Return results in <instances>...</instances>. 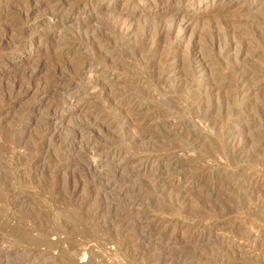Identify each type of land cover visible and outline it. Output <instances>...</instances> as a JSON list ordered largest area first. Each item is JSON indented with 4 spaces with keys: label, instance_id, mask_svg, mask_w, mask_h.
Wrapping results in <instances>:
<instances>
[{
    "label": "rangeland",
    "instance_id": "obj_1",
    "mask_svg": "<svg viewBox=\"0 0 264 264\" xmlns=\"http://www.w3.org/2000/svg\"><path fill=\"white\" fill-rule=\"evenodd\" d=\"M127 1V14L137 17L175 6L183 37L176 48L163 42L143 66L131 32L114 58L135 71L120 72L102 67L88 33L103 27L104 7L123 9L126 0H69L66 10L76 2L80 10L65 22L52 13L61 1L0 0V264H264V76L212 93V83L238 75L214 78L215 52L205 56L207 69L200 61L208 18L229 10L237 28L258 23L264 32V0ZM19 11L20 23L13 18ZM255 42L257 59L234 48L229 66L263 72L256 63L264 37ZM166 48L173 54L168 85H154L141 74ZM191 69L193 96L214 94L209 114L183 100L182 73ZM224 114V137L244 143L233 157L220 131L209 128ZM217 205L220 212L211 213ZM43 229L49 233L40 242L34 237Z\"/></svg>",
    "mask_w": 264,
    "mask_h": 264
},
{
    "label": "bare ground",
    "instance_id": "obj_2",
    "mask_svg": "<svg viewBox=\"0 0 264 264\" xmlns=\"http://www.w3.org/2000/svg\"><path fill=\"white\" fill-rule=\"evenodd\" d=\"M54 1L55 2L56 1L60 2L61 1L62 5H63L62 7H58L55 11H52V13L56 14L57 16H59L61 18L59 22H61V20H64L62 22H65L68 19H71V21L73 19H75V15L74 14L80 10V4L79 3H77V2L73 3V4L71 3L72 6H71V8L69 10H66L64 8V5H66L69 2V0H45V4H49L50 2H54ZM164 1H170V0H164ZM127 2L128 1L126 0V3ZM126 3H125V5H126ZM158 3H160V1H158ZM162 3H163V1H162ZM135 4H137V1H136ZM155 6H157V5H155ZM129 8H130V3L129 2L127 3L125 8H123V9H117L116 10V7H111V8L104 7L103 10H102V15H103V21H102L103 24L102 25H103V27H101L100 31L96 35H89V33H88L89 40L90 39H94L93 41H97L98 42V48H99L100 56H101L100 64L103 63L102 67H104V68L106 67L107 71H108V69H111L112 71H120V72L122 71V72H124L128 68L130 70L132 69L131 66H133L134 64H127V63H124L125 61L117 60L116 57L114 58V56L122 54V52L125 50V49L123 50L124 43L121 41L122 40L121 38L124 39V37H127V36L129 38V36H131V32H132V34L133 33L135 35L137 34V37L139 38L138 42H137L138 39L136 40V39L133 38L134 40H136L135 42L138 43V44L136 43L137 47L135 48V50H133V52H134V55H135L134 58L138 59V61H136V62L139 63V61H140V65H141V61L142 62L145 61L147 55L150 56V54L151 55L153 54V56H154V53H156V51L159 50L158 49L159 46L161 44H164L163 42L169 40V42H171V44L173 45V48H176V47H178L177 46L178 40L180 39V37H183V33H181L180 29H179V27L181 25L182 18H179L180 15H179L178 10H176L177 8L175 9V6L170 5V6L166 7L167 9H165L164 11L163 10L161 11V9H159V12H147L145 14L141 12L142 14L140 13L138 17L136 16L137 14L135 15V13H133V12L127 14V12H128L127 10ZM153 8H154V6H153ZM23 9H25V8H23ZM23 9H22V11H26V10H23ZM155 9H153V10H155ZM155 11H157V10H155ZM226 11L228 12L229 10H226ZM226 11H224V12H226ZM224 12L222 10L218 11V13L216 12V14L214 16H212L211 18H208V20L205 19V20H207V21H205L206 24H204V25H206V27L204 26L205 27L204 30H206V33H205V38L203 39V41L205 40V42H203V46L200 44L202 47H204V49H203L200 46V49L202 51L203 50L204 51L201 54L200 61L203 62L202 69H207L205 56L207 57V55L212 53L211 54L212 55L211 58H213V53L215 52L214 54H217L219 56L221 62H220V65L215 68V71L212 70L213 71L212 75L214 76V78L218 77V78H223L224 79V78H229V77L233 78V76L235 78V75H236V77L238 75V79L235 78L236 80L234 81V83H232L233 81L231 80L232 82L228 81V82L224 83L223 85H215V84L212 83L211 86L209 87V90L212 93L216 92L218 90L221 91V89H223V91H228V89H238V88H240V86L242 85L243 82L246 83L247 78H249L250 76H252L253 78H259L261 76L262 77L264 76V69H262L263 72H259L257 69H253V67H252V69L251 68H246V67L243 68L242 66H240L238 64H236L237 66H235V67L234 66H232V67L229 66L231 64L230 62L232 61V59H231V51L234 48H236V50H238L236 52L237 54H238V52H241L240 54H247L250 58L253 59L254 57H256V59H257L258 58L257 56L260 55L259 54L260 52L256 51V48L253 46L254 45L253 43H258V42H255V41H257L258 36L260 37V39H261L262 36L264 37V32L263 31L261 32L259 27H258L259 30L257 29L256 25L258 23L255 26L254 25L245 26L244 23H243V25H244L243 27L237 28V26H235L233 24L231 19L228 18L227 14H225ZM263 12H261V13H263ZM21 14L22 13L19 11V12L15 13V15L13 17L14 20L17 21L18 23H20L19 21L22 18ZM263 15H264V13L262 14V16ZM125 16H128L129 18H131L132 22L128 21L130 24L126 23L127 21H125V19H124ZM258 17H260V15H258ZM263 17L260 20V22L264 24V18ZM122 18L124 20H122ZM197 19H199V17ZM256 22H257V20H256ZM254 23H255V21H254ZM123 27H124L123 30H125V28H127V30L129 28H131V30H129V31L126 30V31L123 32L122 31ZM135 31H136V33H135ZM260 34H261V36H260ZM137 37H135V38H137ZM231 37L235 38L237 41L233 42V39ZM230 39H232L231 42H233V43H229ZM195 42L193 41L192 44L191 43L190 44L193 45V46H196ZM165 43H167V42H165ZM259 43L263 44V42H259ZM136 44H134V45H136ZM250 48L252 50L251 52H249ZM257 48H259V47L257 46ZM194 49H195V47H194ZM164 51L162 52L163 54H165L164 57L162 59H160V58L158 59L157 58V60L148 61L147 62L148 69H146L144 67L146 69L145 70L143 68L145 70L146 74L144 72H143L144 75L141 74V76H145L146 78H147L146 75H148V77H150V80L153 81L154 85L155 84H157V85H159V84H167L165 80H166L167 77L169 78V76H167V72L165 70V63H166L167 60H169V57L171 56L172 53H171V51L169 52L168 49H167V51H165L166 53H164ZM261 51H262V49H261ZM163 54H162V56H163ZM185 54L187 56L186 52H185ZM185 54H183V55L185 56ZM155 56H156V54H155ZM117 58H119V57H117ZM180 58H181V56H180ZM182 58L184 59L185 57L182 56ZM260 58H261V56H260ZM183 59H181V60H183ZM213 59H212V61H213ZM221 59H224V60L222 61ZM217 60L219 61V59H217ZM183 62H184V60H183ZM183 62H181V63H183ZM255 62H257V61H255ZM256 64H259L260 69H261V67L264 68V58H261L260 62L258 61ZM142 65H143V63H142ZM143 66H145V62H144ZM255 68H257V67H255ZM193 69H191L188 72L182 73V77H184V80H182L181 85L179 86L180 89L179 88L178 89L179 90L184 89L186 91L184 96H183L184 97L183 100H186L189 103V108H192L193 110H195V109L196 110H202V112H204V114H209V112L211 110H213L215 108V105H216L215 104L216 102L214 101V99H212L214 94H212L210 92L209 93L210 96L206 100H197L193 96V94H195V92L194 93L190 92V90H191L190 87H192L191 86V79H192L193 74L195 72ZM132 70H134V69H132ZM144 70H141V71H144ZM138 71H139L138 73L140 75V69H138ZM144 79L145 78L140 77L139 81L142 82ZM98 80L99 79L95 77L94 78V83H98V85H100L102 82L100 83V82H98ZM112 84H115V82H112ZM154 87H156V86H154ZM154 87H153V90H154ZM148 88H150V87H148ZM151 89H152V86H151ZM183 97H180V100ZM111 98H110V100H111ZM171 100H173V102H178L179 98L178 99L175 98V99H171ZM219 102L221 104H223V98H220ZM186 110L187 109H185V111H184L185 113H186ZM230 121H234V120L231 119ZM226 123L229 124V120H227L226 114H224L220 118H216L213 122H211L209 124L210 125L209 128L210 129L212 128V130L215 129L218 132L221 129L222 132H223ZM182 132L184 133L185 131H182ZM222 132L221 131L219 132V134H218L219 136L218 137L220 138V140H223V143L225 144V148H227L228 151L232 152L231 155L233 157V154L237 150H239L243 146L244 143L240 144L238 141H233V140H230V139H226V137H224L225 132H224V134ZM183 133L180 132V136H182V137H184V136L186 137L187 136V139H188V137H190L193 134H195L193 132V130L192 131H188V132L186 131L184 133L186 135H184V136H183ZM189 134H190V136H189ZM233 136H235V134ZM230 137H232V135ZM234 139H236V138H234ZM223 183H226V181H224ZM158 187L160 189H162V190H168L170 186L167 188V187L163 186V184L162 185L158 184ZM229 196L232 197L231 194ZM182 197L183 196L177 197V198L176 197L172 198L173 201H171V203L169 205H167V206L171 207V208L172 207H176L177 206L176 203L181 201ZM190 202H191V199H188V203H190ZM221 208H222L221 205H217V206L214 207V209H212L213 211L211 213L216 214L217 212H220ZM209 216H212V214H210ZM206 218H207V216L205 215L204 216V220ZM199 223H201V220L195 222L193 224L192 228L197 227ZM71 228H75V226L71 225ZM43 230L44 231L39 233V236L34 237L36 240H38V241L43 240L44 241V238H45L46 234L48 235V233H49V229H46V231H45V229H43ZM53 231L55 232V229H53ZM26 235L27 234L24 233V231H23L21 233V239H23V237L25 238ZM110 242H112V241L109 239L108 243H110ZM46 246H47L48 249H53L55 247H59L60 246V241L50 242V243L47 242Z\"/></svg>",
    "mask_w": 264,
    "mask_h": 264
}]
</instances>
